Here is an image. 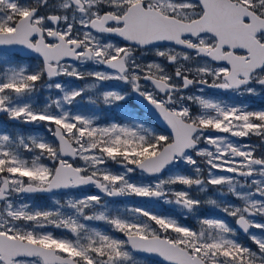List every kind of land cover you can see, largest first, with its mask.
<instances>
[{
  "label": "snow or ice",
  "instance_id": "snow-or-ice-1",
  "mask_svg": "<svg viewBox=\"0 0 264 264\" xmlns=\"http://www.w3.org/2000/svg\"><path fill=\"white\" fill-rule=\"evenodd\" d=\"M261 94L264 0H0V264H264Z\"/></svg>",
  "mask_w": 264,
  "mask_h": 264
},
{
  "label": "flooded vegetation",
  "instance_id": "flooded-vegetation-1",
  "mask_svg": "<svg viewBox=\"0 0 264 264\" xmlns=\"http://www.w3.org/2000/svg\"><path fill=\"white\" fill-rule=\"evenodd\" d=\"M143 59H144L145 62L151 61L153 59L159 60V58L154 57V55L151 52L144 53L143 54ZM20 62H22V63L23 62H29V63L35 62L36 63L37 61L35 60L34 57L28 58L26 60L21 57ZM97 69L98 70H104L102 66L101 67H97ZM172 72H174V71H172ZM206 91L214 92L215 90H207L206 89ZM235 102H237V103L243 102V103L247 104L250 107V109H252V110L264 109V94L257 95V96H245V97H242V98H236ZM0 120L1 121L4 120L6 123H8V125H11V128H15L16 127V125L10 123V120L8 119L7 116H4V117L0 116ZM17 126H19V125H17ZM252 138L253 137H251V139ZM251 139H249V140L251 141ZM261 150H262L261 148H257V153H259ZM92 189H94V188H92ZM82 190H84V189H82ZM74 191H81V190H74ZM214 191H215V189H213L210 186L208 193L203 194V195L211 196V197L215 198L214 194H213ZM97 193L98 192H96V190L94 189V190L91 191L90 194H97ZM57 195H61V198H62V194H57ZM29 199H32L34 201V203H36V204H38L40 206H50V201H51L50 196H46V195H43V194H35L34 196L29 197ZM211 212H212L211 209H209L207 207L201 209V214H209ZM162 213L165 214L166 211H162ZM178 218L180 219L181 223L188 224L189 226H195L196 225V219L194 217H192V216H189L186 219L183 218V217H179V216H178ZM227 219L229 220L230 223L233 224V226H235L234 225V221H233L232 218L229 217ZM103 228L107 229L108 226L107 225H103ZM49 230L56 232V234H60L59 233L60 231H58L57 229H49ZM239 238L241 239L242 242H244V235L242 234V232L240 233V237ZM245 243H246V240H245ZM142 257H143L142 264H160L159 261H157V260H155L153 258H149V257H146V256H142Z\"/></svg>",
  "mask_w": 264,
  "mask_h": 264
},
{
  "label": "rangeland",
  "instance_id": "rangeland-1",
  "mask_svg": "<svg viewBox=\"0 0 264 264\" xmlns=\"http://www.w3.org/2000/svg\"><path fill=\"white\" fill-rule=\"evenodd\" d=\"M24 64H29V65H32V64H35V62H32V63H29V62H23ZM82 70H85V71H91V70H98L97 69V66H95V65H92L91 63H89V64H87V65H85V66H83L82 67ZM167 70L169 71V72H172V71H174V66H167ZM61 79H65V80H68V79H71V78H67V77H62ZM88 82H90V81H88ZM73 83L75 84V85H79V86H83L84 85V83H86V81H73ZM110 83H112V82H110ZM47 93H44V95H46ZM99 114L101 115V116H104V113H103V110L101 109L100 110V112H99ZM116 114H113V116H115ZM0 122H4V121H1L0 120ZM101 123L103 122V119L100 121ZM5 123V122H4ZM5 124H7V123H5ZM31 128H33V126L32 125H23V126H21V125H19V126H17L16 125V127L15 128H13V129H11L10 131H16V130H20V129H23L24 131H28L29 129H31ZM0 129H4V130H6L5 129V126H0ZM253 138L251 139V137H248V138H243V141L242 142H244V143H247V144H251V145H256L257 146V148H260L259 147V138H257V137H255V136H252ZM249 139H251V141L249 140ZM261 151H264V149H262ZM78 163H83L82 161H78ZM109 166L114 170V171H117V170H120V166L119 165H117V164H115L114 162H109ZM183 171H184V174H192L191 173V171H190V169H187V168H184L183 169ZM189 172V173H188ZM92 190H94V189H92V188H86V189H84V190H81V191H74L73 192V194L74 195H86V194H90L91 193V191ZM214 197L215 198H217L216 197V193H215V191H214ZM107 199V198H106ZM127 202H130V203H136L137 202V198H134V197H132L131 198V200H127ZM234 202H237L238 203V201H234ZM50 206H51V201H50ZM149 207H151V205H149ZM155 210L156 211H166V213L165 214H177V212H176V210L174 209V208H172L171 206H164V207H162V208H155ZM211 211H213V210H211ZM97 226L98 227H101V228H103V225H102V223L101 224H97ZM59 231V230H58ZM254 231H258V230H254ZM60 233V232H59ZM247 238V237H246ZM248 239V238H247ZM250 241V240H249ZM251 242V241H250Z\"/></svg>",
  "mask_w": 264,
  "mask_h": 264
},
{
  "label": "water",
  "instance_id": "water-1",
  "mask_svg": "<svg viewBox=\"0 0 264 264\" xmlns=\"http://www.w3.org/2000/svg\"><path fill=\"white\" fill-rule=\"evenodd\" d=\"M21 55H22L23 57H25V55H24L23 53H21ZM25 58H27V57H25ZM0 115H5V114L0 113ZM153 118L155 119V121H156V123L159 125V127H161L163 130L166 128V125L163 123V121H162L161 119H158V118L155 117V116H153ZM11 122L16 123V122H14V121H11ZM66 159H71V157H66ZM86 187H90V186H86ZM96 191L98 192L97 189H96ZM44 195H49V194H44ZM129 198H130V197H129ZM129 198L118 197V198H113V199H114V200H118V201H123V200H127V199H129ZM242 234H243V233H242ZM141 255H143V256H148V257H151V258H154V259H156V260H158V261H161V259H162V258H160V257H157V256H155V255H150V254H141Z\"/></svg>",
  "mask_w": 264,
  "mask_h": 264
},
{
  "label": "trees",
  "instance_id": "trees-1",
  "mask_svg": "<svg viewBox=\"0 0 264 264\" xmlns=\"http://www.w3.org/2000/svg\"><path fill=\"white\" fill-rule=\"evenodd\" d=\"M0 125L2 126V125H4V122H0ZM6 129L7 130H9V127L8 126H6ZM159 131V130H158ZM247 240V239H246ZM244 243H245V239H244ZM246 243H248L250 246H251V243L248 241H246Z\"/></svg>",
  "mask_w": 264,
  "mask_h": 264
}]
</instances>
